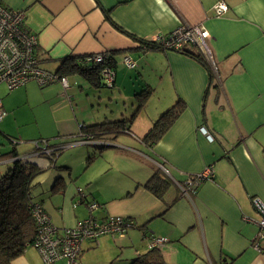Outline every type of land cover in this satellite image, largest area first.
I'll return each instance as SVG.
<instances>
[{
  "label": "crops",
  "instance_id": "1",
  "mask_svg": "<svg viewBox=\"0 0 264 264\" xmlns=\"http://www.w3.org/2000/svg\"><path fill=\"white\" fill-rule=\"evenodd\" d=\"M219 1L227 6L226 12L216 9ZM0 2L24 13V27L36 35L46 71L56 73L59 61L70 56L110 54L116 65L115 80L104 88L123 90L125 80L118 77L117 61L123 66V59L129 57L136 64L137 78L132 83H137L136 93L151 92L131 125L130 135L123 133L108 142L75 148L81 158L94 157L91 165L100 163L91 178L73 183L59 175L55 178H62V189L51 193L55 179L51 177L38 194L42 199L33 197L55 227L74 226L88 217L87 205L95 203L94 218L121 216L133 225L123 236H105L97 243L109 238L120 241L128 248L121 260L126 264L148 251L152 239L161 238L167 240L158 247L165 264H264V239L255 240L259 216L252 204L257 200L264 207V0ZM103 10L110 11L108 18ZM183 23L208 31L212 64L206 62L207 68L181 53L144 51L133 39L152 40ZM178 100L185 110L153 147L147 146L141 139ZM202 126L212 142L198 131ZM57 147L62 151L58 159L74 146ZM0 158L5 165L13 160ZM24 159L43 173L61 170L41 158ZM164 163L166 171L159 167ZM205 170L212 175L203 179L196 191H185L179 185ZM156 172L170 183L162 201L146 187ZM141 226L145 227L138 229ZM133 240H139L140 247ZM92 245L88 241L82 244L79 264ZM11 264L42 261L36 249L28 248Z\"/></svg>",
  "mask_w": 264,
  "mask_h": 264
},
{
  "label": "rangeland",
  "instance_id": "2",
  "mask_svg": "<svg viewBox=\"0 0 264 264\" xmlns=\"http://www.w3.org/2000/svg\"><path fill=\"white\" fill-rule=\"evenodd\" d=\"M117 62L118 77L121 76L125 80L123 90L117 86L113 90L95 89L89 87L78 76L67 77L70 87L65 94L59 83L41 88L35 82H28L13 90H8L4 84L0 85V101L5 113L0 121V155L8 152L13 146L7 138L19 143L14 149L19 155L26 154L23 158L30 157L29 153L34 146L41 144L40 139L47 140L54 146H74L66 149L57 159L55 165L61 168L60 171L50 170L35 178L33 197H40L38 194H42L48 178L62 175L67 180L71 179L73 183H81L94 175L93 171L100 163L98 161H94L92 165L86 163L87 156L81 158L79 151L75 149L77 146H94V140L82 136L75 139L73 137L82 128L81 124L120 120L129 117V110L133 112L137 83L134 86L132 83L133 78H137L136 68L127 69L122 66L120 59ZM65 132L70 134L61 135ZM74 140L76 141L73 143ZM87 151L91 155V150ZM3 162L4 160L0 158V175L4 174L6 166L11 164L8 162L5 165ZM40 198L42 199V195ZM119 243L120 241L115 242L109 238L108 242L92 245L94 248L83 252L81 264H126V261L121 260H125L128 248ZM133 243L140 247L139 240H133Z\"/></svg>",
  "mask_w": 264,
  "mask_h": 264
},
{
  "label": "built area",
  "instance_id": "3",
  "mask_svg": "<svg viewBox=\"0 0 264 264\" xmlns=\"http://www.w3.org/2000/svg\"><path fill=\"white\" fill-rule=\"evenodd\" d=\"M216 9L220 13H224L227 11V6L219 1ZM24 21L23 12L9 9L0 2V85L4 84L8 90H13L28 82H35L39 86L59 82L62 88L67 91L70 87L67 77L54 75L42 68L37 49V37L25 29ZM168 34V36H156L152 40L159 41L163 50L169 52H177V50L191 45L198 50L208 64H212L210 49L207 45L209 33L206 29L183 23ZM102 60V55H92L84 61L95 64L101 63ZM123 64L128 69L136 67V64L129 57L123 59ZM101 77V82L104 83L105 87H111L114 84L113 70L103 69ZM4 115L0 102V121ZM198 131L209 142L213 141L212 136L204 126L198 128ZM41 146L36 147L38 153H33L34 156L39 154L49 156L52 153L50 149L46 148L45 142ZM159 167L166 171L163 166L159 165ZM211 175V171L205 170L198 176L186 178L185 190H192L199 182L211 177ZM252 204L259 216L256 223L258 232L255 240H262L264 239V207L257 200H253ZM97 207L95 203L88 204L89 215L87 218L77 221L72 227L57 228L51 223L40 203L33 202L30 205V213L38 229L33 248L39 253L43 264H52L59 260H64L66 264H78V257L82 252L81 244L84 241L97 244L98 240L105 236H123L127 228H130V223L121 216L94 218L91 213ZM166 242L167 240L162 238L152 239L149 248H158ZM258 247L255 244L257 250H259Z\"/></svg>",
  "mask_w": 264,
  "mask_h": 264
},
{
  "label": "trees",
  "instance_id": "4",
  "mask_svg": "<svg viewBox=\"0 0 264 264\" xmlns=\"http://www.w3.org/2000/svg\"><path fill=\"white\" fill-rule=\"evenodd\" d=\"M103 12L105 17L108 18V13L110 11L103 10ZM168 35L169 34H164V36ZM133 39L139 43V49L144 51H164L159 41L142 40L136 38ZM177 53H181L194 59L195 61L202 64L205 68L208 66L203 56L198 52V50H196V48L191 45L181 50H177ZM90 56L92 55L80 58L71 56L64 58L63 60L59 61L56 73L53 74L64 77L78 76L95 89L104 88L105 85L101 82V73L105 68L113 70L116 66L115 60L113 56L109 54L102 55L103 60L101 63H86L84 60ZM55 83L59 82H52L40 87L42 88ZM65 92L66 91L64 90V94ZM150 93L151 92L149 90H145L139 92L138 94H134V109L132 108L133 112H129L128 118L113 121H103L101 123H94L93 121L87 125H82V128L79 132L80 136L77 137H87L92 141L94 140V142H108L123 133L130 135L132 133L131 125L136 115L144 106V103L148 99ZM184 110L185 104L178 100L170 108L164 111L141 139L143 143L149 147H153L154 144L157 143L171 128V126L179 118ZM40 140L41 144H39L38 147H42L41 145H43L45 142L47 145L46 148L50 149V152L52 153H50L49 156L39 154L35 157L47 160L50 167L53 169H60L56 167L55 164L58 153H62L61 149L54 151V148H57V146H54L47 140ZM7 141L13 144V146L10 147L11 149L8 152L0 155V157L13 160L12 163L8 165L5 173L0 175V264H11L15 259L22 256L26 249L33 248V242L37 236L38 229L30 213V205L33 202H36L33 199L32 190L35 187L34 179L44 172V170L40 169L37 165L28 162L27 159L19 158L17 151L14 149L19 143L11 138H7ZM75 141L76 140H74L73 143ZM36 147L37 146H34L32 153H38ZM93 159V156H89L86 160V163H91ZM163 166L168 170L166 163H164ZM158 173H154V176L146 184V187L155 198L162 201L163 195L167 192L170 183L168 180L164 179L165 177L160 176V172ZM61 185L62 178H55L50 187V192L56 193L60 191L62 189L61 188L59 190ZM179 185L184 188L183 190L186 189L184 180L180 181ZM192 191H196V188H193ZM127 221L130 223V227H133L130 220L127 219ZM143 227L145 226H141L138 229H142ZM81 253L79 254L78 261ZM56 262H63L66 264L64 260H59ZM56 262L52 264H55ZM129 264H165V262L163 255L158 248H149L148 251L138 254L136 257H134Z\"/></svg>",
  "mask_w": 264,
  "mask_h": 264
},
{
  "label": "flooded vegetation",
  "instance_id": "5",
  "mask_svg": "<svg viewBox=\"0 0 264 264\" xmlns=\"http://www.w3.org/2000/svg\"><path fill=\"white\" fill-rule=\"evenodd\" d=\"M31 157H33V158L35 157V156L33 155V153H32V155L30 156V158H31Z\"/></svg>",
  "mask_w": 264,
  "mask_h": 264
},
{
  "label": "water",
  "instance_id": "6",
  "mask_svg": "<svg viewBox=\"0 0 264 264\" xmlns=\"http://www.w3.org/2000/svg\"><path fill=\"white\" fill-rule=\"evenodd\" d=\"M34 158H37V157H34Z\"/></svg>",
  "mask_w": 264,
  "mask_h": 264
}]
</instances>
